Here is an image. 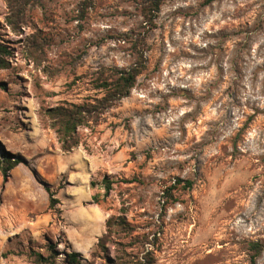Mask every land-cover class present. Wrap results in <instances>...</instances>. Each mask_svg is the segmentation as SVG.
<instances>
[{"label": "rangeland", "instance_id": "rangeland-1", "mask_svg": "<svg viewBox=\"0 0 264 264\" xmlns=\"http://www.w3.org/2000/svg\"><path fill=\"white\" fill-rule=\"evenodd\" d=\"M0 44V264H264V0H0ZM133 65L62 150L46 109Z\"/></svg>", "mask_w": 264, "mask_h": 264}, {"label": "trees", "instance_id": "trees-1", "mask_svg": "<svg viewBox=\"0 0 264 264\" xmlns=\"http://www.w3.org/2000/svg\"><path fill=\"white\" fill-rule=\"evenodd\" d=\"M205 3L212 2L213 0H203ZM141 2L147 6L148 11H157L162 0H141ZM13 17H18L16 14ZM8 23L13 26L14 21L11 20V16L7 19ZM151 21V20H150ZM8 53L7 47L0 44V68L7 66V61L4 55ZM140 69L137 66H129L127 68H109L106 75L99 78V82L96 84V88L101 89L103 95L100 98H94L92 102L84 103H60L55 106L46 109V114L49 117L50 127L54 129L57 137V141L60 144V148L64 151H68L71 148L77 146L80 142L77 129L81 126H89L96 124L98 117L103 109L112 107L121 98L128 95L130 89L134 86L136 77L139 74ZM22 160L9 150H5L0 142V173L3 180H7L10 171L18 165ZM183 182L184 187L190 188L192 186L191 180H175L170 188H175ZM104 186L105 193L111 189V180L104 176L101 180ZM95 182H91L94 185ZM166 194L169 196L171 192L166 190ZM97 199V196H94ZM106 227L108 230H116L120 232H127L129 225L123 216L117 215L109 217L106 220ZM252 249L254 257L259 253L261 245L258 242H252ZM37 264H53L54 255L43 256L41 253H36ZM146 257V256H145ZM147 257L145 258L146 261ZM147 264L151 262L147 260ZM67 264H80V257L78 252L73 251L67 255ZM122 264V263H119ZM140 264H145L140 262Z\"/></svg>", "mask_w": 264, "mask_h": 264}]
</instances>
